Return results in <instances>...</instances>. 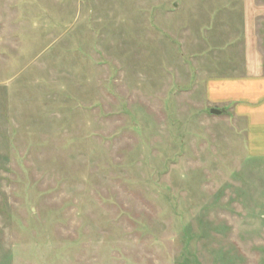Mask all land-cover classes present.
Here are the masks:
<instances>
[{"label":"rangeland","instance_id":"rangeland-1","mask_svg":"<svg viewBox=\"0 0 264 264\" xmlns=\"http://www.w3.org/2000/svg\"><path fill=\"white\" fill-rule=\"evenodd\" d=\"M205 2L0 0V264H264Z\"/></svg>","mask_w":264,"mask_h":264},{"label":"crops","instance_id":"crops-1","mask_svg":"<svg viewBox=\"0 0 264 264\" xmlns=\"http://www.w3.org/2000/svg\"><path fill=\"white\" fill-rule=\"evenodd\" d=\"M183 5L172 2L174 8ZM203 5L196 10L206 9L208 15L193 24L204 37L213 38L214 47L202 54H211L202 62L214 69L219 63L224 70L206 76V103L224 109L243 127L248 157L264 158V0H211Z\"/></svg>","mask_w":264,"mask_h":264},{"label":"water","instance_id":"water-1","mask_svg":"<svg viewBox=\"0 0 264 264\" xmlns=\"http://www.w3.org/2000/svg\"><path fill=\"white\" fill-rule=\"evenodd\" d=\"M209 112L212 113V114H221L222 112H224V109L210 108Z\"/></svg>","mask_w":264,"mask_h":264}]
</instances>
